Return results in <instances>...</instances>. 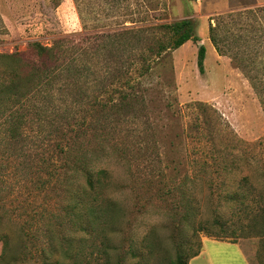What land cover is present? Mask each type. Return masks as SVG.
I'll return each instance as SVG.
<instances>
[{
	"label": "rangeland",
	"instance_id": "rangeland-1",
	"mask_svg": "<svg viewBox=\"0 0 264 264\" xmlns=\"http://www.w3.org/2000/svg\"><path fill=\"white\" fill-rule=\"evenodd\" d=\"M77 3L0 0V53L26 50L36 40L51 45L71 34H80L84 48L90 40L98 45V32L125 31L116 37L113 49L97 50L93 56L83 52L78 72L61 78H76L68 90L59 91L57 102L71 107L76 101L77 121L64 117L53 126L47 124L43 132L29 127L15 139L0 134V264H159L160 258L175 256L178 227L191 233L177 214L191 204L198 218L223 217L225 228L233 233L225 241L235 239L252 264H264L261 237H242L235 230L247 221L245 213L219 195L225 187L215 172L218 160L209 155L217 156V149L230 140L235 143L238 136L251 144L264 136L259 97L231 58L249 49L239 47L235 35L244 36L255 27L264 39V10L254 16L247 13L264 7V0ZM230 11L245 14L235 22L228 17L220 27L226 52L220 55L209 29L218 23L219 14ZM188 17L197 23L199 39L161 56L150 55L152 42L164 35L156 24ZM201 45L207 49L204 72L198 67ZM145 55L149 69L138 62ZM260 55L264 60V44ZM197 101L208 105L221 143L211 140ZM105 146L126 170L123 185H114L105 171H89V153L102 155ZM90 175L96 182L92 188ZM110 189L117 199L130 193L134 204L121 207L109 198ZM110 201L113 209H98ZM149 206L167 215L164 227L169 235L162 237L153 229L138 240L131 229ZM222 208L227 212L221 214ZM199 236L202 243L214 238L206 232Z\"/></svg>",
	"mask_w": 264,
	"mask_h": 264
},
{
	"label": "trees",
	"instance_id": "trees-1",
	"mask_svg": "<svg viewBox=\"0 0 264 264\" xmlns=\"http://www.w3.org/2000/svg\"><path fill=\"white\" fill-rule=\"evenodd\" d=\"M75 1L77 3L78 0ZM77 6L79 8L78 3ZM257 10H264V7L249 9L247 13L254 16ZM243 14H245L244 11L222 13L217 17L218 23L211 24L209 38L220 55H226L223 46L225 42L220 37V27L223 23L225 24L228 17L231 22H235ZM156 26L163 30L164 37L160 36L152 42V46L149 47L150 55L161 56L165 51L179 48L191 39H199L196 34L197 23L193 18H182L156 24ZM254 28L249 29L244 36L239 34L234 36V42L238 41L239 47L243 45L249 48L248 54L242 51L238 57L231 58L249 79L264 110V60L260 55L264 39L257 36L258 28L256 31ZM124 32V30L118 31L117 28L112 31L98 32L94 36L99 37L100 44L97 42L98 45H96L90 40L84 48L81 46L80 34H71L54 39L51 45H45L36 40L29 42L26 50L0 53V134L5 133V137L10 136L15 139L23 135L29 127L38 128L39 132H43L47 130V124L53 126L55 121L64 117L77 121L78 111L76 114L75 107L78 103L76 101L71 107L62 100H59L61 103L57 102V96H62L59 91L64 93L63 88L68 90L70 85H74L76 78H68L67 81L61 78L63 75L71 74L72 76L78 72L80 68L78 61L83 52L93 56L97 50H111L117 45L116 37ZM206 53V46L201 45L198 51L200 72L205 71ZM149 61V56L145 55L138 62L149 69L151 65ZM86 66L88 69L91 68L90 63ZM59 85H61L60 88ZM197 104L201 109L200 114L204 115V123L211 131L209 134L211 140L219 139L218 143H221L219 130L214 129L216 126L212 122L213 118L209 113L208 105L201 101H197ZM233 149L236 151H232ZM262 151H264V136L252 144L238 136L235 143L232 144L230 140L222 149H217V156L214 152H210L209 155L214 158V161L218 160L215 164L219 169L215 172L222 179L221 187H225L219 195L225 202L231 203L233 207L245 213L247 221L235 230H239L238 234L242 237L251 234L261 237L264 241V152ZM87 180L91 188L96 185L91 175ZM212 186L215 187L216 184L212 183ZM114 206L115 204L110 201L100 204L98 209L108 211ZM192 207V204L184 205L177 213L181 221L188 222L191 233H185L181 226L178 227L175 231V238L178 237L175 256L160 258L159 264H189L190 260L199 255L203 249L199 236L201 232H206L210 237L218 240H225L233 234L225 228L227 221L223 217L198 218L193 215ZM232 242L237 241L234 239ZM195 244L196 248H194ZM140 258L143 259V255ZM57 264L61 263L58 261Z\"/></svg>",
	"mask_w": 264,
	"mask_h": 264
},
{
	"label": "clouds",
	"instance_id": "clouds-1",
	"mask_svg": "<svg viewBox=\"0 0 264 264\" xmlns=\"http://www.w3.org/2000/svg\"><path fill=\"white\" fill-rule=\"evenodd\" d=\"M89 171L97 173L105 171L108 173L114 185H123L127 182L126 170L123 168L119 158L111 149L110 146H105L102 155L89 153ZM117 191H125L126 189H115ZM113 189L108 190L109 198L113 202L119 204L121 207H131L134 204V197L129 193L125 197L117 199L111 193ZM221 214L227 212L226 208L220 209ZM169 223L167 215L160 209L149 206L145 213L137 218L136 223L132 226L131 233L136 239L142 240L150 231L155 229L158 235L166 237L169 235L167 229L164 227Z\"/></svg>",
	"mask_w": 264,
	"mask_h": 264
},
{
	"label": "crops",
	"instance_id": "crops-1",
	"mask_svg": "<svg viewBox=\"0 0 264 264\" xmlns=\"http://www.w3.org/2000/svg\"><path fill=\"white\" fill-rule=\"evenodd\" d=\"M189 264H252V261L241 243L206 238L201 253Z\"/></svg>",
	"mask_w": 264,
	"mask_h": 264
},
{
	"label": "built area",
	"instance_id": "built-area-1",
	"mask_svg": "<svg viewBox=\"0 0 264 264\" xmlns=\"http://www.w3.org/2000/svg\"><path fill=\"white\" fill-rule=\"evenodd\" d=\"M199 1V0H198Z\"/></svg>",
	"mask_w": 264,
	"mask_h": 264
}]
</instances>
